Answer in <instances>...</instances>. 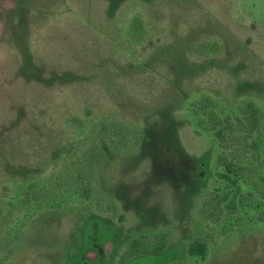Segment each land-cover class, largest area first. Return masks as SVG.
Listing matches in <instances>:
<instances>
[{
    "label": "rangeland",
    "instance_id": "1",
    "mask_svg": "<svg viewBox=\"0 0 264 264\" xmlns=\"http://www.w3.org/2000/svg\"><path fill=\"white\" fill-rule=\"evenodd\" d=\"M140 13H152L145 39L121 40L115 31ZM205 98L223 109L250 101L264 118V0H0V228L69 137L103 116L144 133L102 173L113 222L77 209L40 216L0 264H111L121 231L169 224L166 253L126 264H264V154L225 205L206 258L183 247L215 171V141L190 109ZM260 137L264 148V121Z\"/></svg>",
    "mask_w": 264,
    "mask_h": 264
},
{
    "label": "trees",
    "instance_id": "2",
    "mask_svg": "<svg viewBox=\"0 0 264 264\" xmlns=\"http://www.w3.org/2000/svg\"><path fill=\"white\" fill-rule=\"evenodd\" d=\"M152 13L136 14L127 27L115 31L116 35L121 40L127 38L126 41L145 39ZM190 109L195 127L210 135L217 148L212 180L193 200L189 211L193 229L189 240L183 242L188 257L203 261L214 241L213 228L238 182L246 176L253 178L260 164L264 154L260 137L264 118L250 101L223 109L205 98L191 104ZM143 140L142 129L105 116L85 132L66 139L42 168L33 170L27 178L24 198L4 217L0 228V261L8 258L26 228L40 216L77 209L83 217L113 222L118 208L106 197L102 173L110 156L135 154ZM175 240L172 224L136 232L121 231L110 262L126 264L142 256L163 255Z\"/></svg>",
    "mask_w": 264,
    "mask_h": 264
}]
</instances>
